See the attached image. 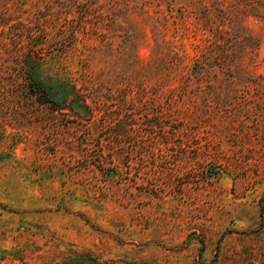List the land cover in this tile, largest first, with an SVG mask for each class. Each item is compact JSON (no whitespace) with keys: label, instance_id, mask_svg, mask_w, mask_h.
<instances>
[{"label":"rangeland","instance_id":"374dc122","mask_svg":"<svg viewBox=\"0 0 264 264\" xmlns=\"http://www.w3.org/2000/svg\"><path fill=\"white\" fill-rule=\"evenodd\" d=\"M216 6L0 0V264H264V25Z\"/></svg>","mask_w":264,"mask_h":264},{"label":"trees","instance_id":"16d2710c","mask_svg":"<svg viewBox=\"0 0 264 264\" xmlns=\"http://www.w3.org/2000/svg\"><path fill=\"white\" fill-rule=\"evenodd\" d=\"M214 2L215 3L217 2L216 10L218 13V18H220L221 20L219 26L217 27V31H222L223 29H226V30L229 29L232 32L236 30L237 28H242L241 33L244 39H246L245 41L248 42L250 38L253 40V42L257 40L256 48H258L259 39L253 38L255 34L250 33L248 30H249V22L252 19H256L264 25V0H214ZM245 30H247V32ZM245 41L243 40L242 45H240L241 51L243 50L242 57L244 61L246 60L250 52L249 51L250 47L244 46ZM245 45H248V43ZM209 50L215 51L212 57H209L210 56L209 55L210 52H208ZM207 52H208V56H207ZM197 54L199 57H203V60H206V61H209V59L211 58L212 62L213 61L216 62L217 64L215 65L216 67L220 66L222 61L228 60L230 56L229 53L226 54L225 49L220 48V46L218 48L209 47V49L207 50L200 48ZM212 68H214L213 65H212ZM32 83L35 86H37V87H34L33 85L32 90L34 92H38L41 90L48 97L50 96V91H49L50 88H47L46 86L41 85V83L35 79Z\"/></svg>","mask_w":264,"mask_h":264}]
</instances>
